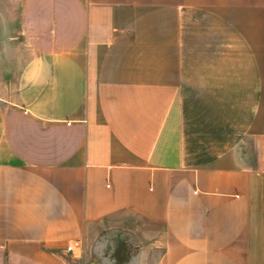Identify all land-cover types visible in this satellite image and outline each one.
Here are the masks:
<instances>
[{
  "label": "crops",
  "instance_id": "1",
  "mask_svg": "<svg viewBox=\"0 0 264 264\" xmlns=\"http://www.w3.org/2000/svg\"><path fill=\"white\" fill-rule=\"evenodd\" d=\"M116 246L264 264V0H0V264Z\"/></svg>",
  "mask_w": 264,
  "mask_h": 264
},
{
  "label": "rangeland",
  "instance_id": "2",
  "mask_svg": "<svg viewBox=\"0 0 264 264\" xmlns=\"http://www.w3.org/2000/svg\"><path fill=\"white\" fill-rule=\"evenodd\" d=\"M114 258L117 260L119 264H122V262L125 261V256L120 246L115 247Z\"/></svg>",
  "mask_w": 264,
  "mask_h": 264
},
{
  "label": "built area",
  "instance_id": "3",
  "mask_svg": "<svg viewBox=\"0 0 264 264\" xmlns=\"http://www.w3.org/2000/svg\"><path fill=\"white\" fill-rule=\"evenodd\" d=\"M66 250L70 254H75L79 251V245L77 243H73L69 245Z\"/></svg>",
  "mask_w": 264,
  "mask_h": 264
}]
</instances>
